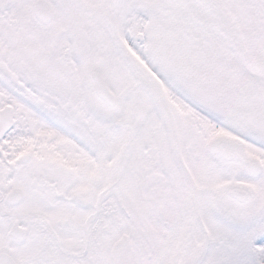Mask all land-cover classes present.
<instances>
[{
	"label": "snow or ice",
	"instance_id": "obj_1",
	"mask_svg": "<svg viewBox=\"0 0 264 264\" xmlns=\"http://www.w3.org/2000/svg\"><path fill=\"white\" fill-rule=\"evenodd\" d=\"M0 264H264V0H0Z\"/></svg>",
	"mask_w": 264,
	"mask_h": 264
}]
</instances>
